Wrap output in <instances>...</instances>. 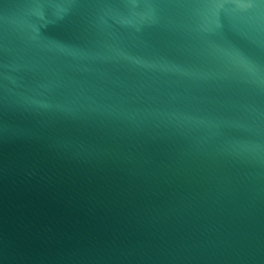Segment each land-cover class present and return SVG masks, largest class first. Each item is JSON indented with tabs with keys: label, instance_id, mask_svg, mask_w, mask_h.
Masks as SVG:
<instances>
[{
	"label": "water",
	"instance_id": "1",
	"mask_svg": "<svg viewBox=\"0 0 264 264\" xmlns=\"http://www.w3.org/2000/svg\"><path fill=\"white\" fill-rule=\"evenodd\" d=\"M0 264H264V0H0Z\"/></svg>",
	"mask_w": 264,
	"mask_h": 264
}]
</instances>
